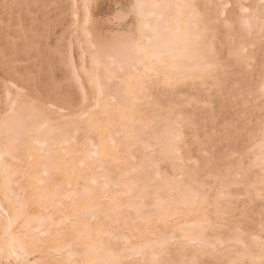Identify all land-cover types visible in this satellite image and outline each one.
<instances>
[{
	"label": "bare ground",
	"instance_id": "bare-ground-1",
	"mask_svg": "<svg viewBox=\"0 0 264 264\" xmlns=\"http://www.w3.org/2000/svg\"><path fill=\"white\" fill-rule=\"evenodd\" d=\"M91 1L83 0L81 29L91 79L99 90L92 122L100 130V145L83 142L82 149L95 167L96 178L75 189L65 179L48 184L52 149L46 133L67 130L66 123L53 122L50 111L35 128L27 127L17 113L0 122V173L9 183L6 188L0 185V264H17L18 259L22 264H167L164 261L169 258L172 264H190L183 254L169 255L173 235L163 227L174 224L183 230L184 238L212 244L206 250L214 252L216 242L206 232L211 222L206 225L201 216H208L209 203L217 204L219 194L232 184L234 195L247 194L248 202L242 203L252 210L253 219L245 229L239 225L252 238L235 236L243 243L235 258L264 264V114L252 118L258 103L243 96L245 90L255 96L262 93L264 106V0H239V14L227 15L224 25L215 20L218 8L214 12V7L199 5L204 0H132L136 38L94 34L88 26ZM227 2L222 14L230 12ZM218 65L220 69L210 73ZM203 74L202 80L210 78L208 85H215V92L204 94L201 84L194 90L190 87L187 95L178 94L181 81L184 84L188 77ZM12 87H7L8 94L18 104ZM238 90L244 91L236 94ZM29 133L44 158L40 165L34 160L27 168L40 169L45 178L37 181L45 186L31 190L28 200L11 186L6 156L22 154L20 143ZM224 140L226 145H221ZM142 142H155L157 156L180 171H162L155 160L157 177L143 176L145 155L134 149ZM64 143L69 145L64 154L54 148L55 154L76 160V141L66 138ZM119 143L122 150L112 146ZM195 143L204 145L205 152H197L193 165L184 164V155L193 153ZM247 150L252 155L245 162ZM236 152L239 155L232 159ZM22 155L28 156V150ZM138 155L141 164L135 159ZM61 168L66 171L65 165ZM78 172L85 175L81 168ZM147 197L152 198L150 207ZM32 203L36 208L28 210ZM24 214V230H19L17 218ZM230 238L218 236L217 240ZM229 251L227 245L219 255ZM53 252L66 256L55 261L49 257Z\"/></svg>",
	"mask_w": 264,
	"mask_h": 264
},
{
	"label": "rangeland",
	"instance_id": "rangeland-1",
	"mask_svg": "<svg viewBox=\"0 0 264 264\" xmlns=\"http://www.w3.org/2000/svg\"><path fill=\"white\" fill-rule=\"evenodd\" d=\"M131 1L92 0L90 5L91 18L88 26L100 38L115 34L122 36L127 34L129 38H136V21L131 9ZM224 1H228L226 7L227 12H230L227 14L221 13ZM14 3L11 5V0H0V122L9 121L11 115L17 113L22 116L27 127L35 128L38 123L43 122L46 112L50 111L53 118L56 119L53 122L66 123L67 130L55 128L46 133L52 149L49 155L51 166L48 184L54 186L62 183L65 179L71 189L85 187L90 180L96 178L97 173L95 167L91 165L90 159L83 154L82 143L90 142V144L100 145V130L92 122L94 111L97 110L98 112V107H95V104L99 90L91 79L89 52L82 43L81 25L85 19L83 0H31L30 3L24 0H14ZM199 5L205 6V8L214 7V12H217L218 8L215 20L223 22L224 25L227 15L230 14L231 17H234L235 14H239L240 3L239 0H211L208 4V0H204ZM247 49L250 50V47ZM213 67L215 68L211 67L209 70L216 69V67L220 69V65ZM216 70L212 71L215 72ZM212 71L210 73H213ZM204 75L206 74L200 75L201 78L198 76L196 78L195 75L188 77L189 80L192 79L191 83L192 81L195 83H192V86H190L188 79L183 82L184 84L182 81L181 84L179 83L182 88L175 85L178 94H186L190 87L194 90L192 87L195 85V87L200 88L201 84L205 89L204 94L215 92L216 86H210V78L208 79L209 82L202 80ZM192 77H195V80ZM199 78L201 82L206 84L201 83ZM12 85L14 86L12 87ZM184 85H187L186 89ZM8 86L13 88L11 91L17 97L18 104H13V99L8 94ZM175 86L173 87L176 90ZM173 87H171L172 90ZM239 91L241 90H238L236 94H239ZM243 96L258 103V105L253 106L252 118L264 114L262 93L255 96L245 90ZM151 98H153V94ZM237 100L240 101V97ZM247 104L245 105L247 106ZM241 106H243L242 108L245 107L244 105ZM245 109L249 110V108ZM148 131L152 132L153 129L148 128ZM4 135H2L3 139L5 138ZM66 138L76 141L78 149L76 160L69 155L62 157L60 154H55V150H53L54 148L58 149L64 154L65 147H69L68 143H64ZM20 145L21 153L24 154L28 150V156L20 154L18 157L14 155L13 158L11 156H6V158L10 162L12 173L11 186L20 197L29 200L31 190H38L45 186L42 182L37 181L45 178V175H41L40 169L30 171L27 166L34 160L40 165L42 158H44V152L39 150L36 143H31L30 133L25 136L24 142ZM221 145H226V140L221 142ZM112 146L122 150L121 143L112 144ZM192 147L193 153L185 154L183 157L184 164L193 165L196 161L193 157L197 155V152H205V146L200 143H195ZM136 148H139L145 155V160L142 161L143 171L140 170L143 176H148L151 179L157 177L155 160H158L162 171L171 174H177L180 171L179 168L173 169L170 161L157 156L155 142L149 145L142 142L134 147V149ZM251 150L249 152L247 150L243 154L245 162L251 159ZM238 155L239 153L236 152L231 155V158L233 159ZM139 157L138 155L135 159L141 164ZM110 158L108 157L105 163ZM178 160L179 158H176V161ZM61 164L65 165V172L62 171ZM79 168L85 172V175L79 174ZM2 175L0 173V185L6 188L9 183H7L6 177ZM236 176L242 177L241 174ZM220 188L221 186L218 185L217 190ZM235 192L234 184L225 187V192L219 194L218 203H209L208 216H201V220L206 225L208 220L211 222L206 232L207 237L216 242L214 252L206 250V248L211 249L212 244L199 240L190 241L184 238L183 230L180 227L169 224L163 227L168 235H173V243L169 246V255L179 258L183 254L189 260L191 259L190 264H234V262L235 264H250L247 259L235 258L237 250L243 244L235 236L243 235L246 238H252L248 232H242L239 225L245 229L247 223H253L250 216L252 210L244 207L242 203L248 202L247 194L243 193L238 197V195H234ZM32 195L33 199L38 197L37 193ZM231 202L232 206H230ZM54 203H59L57 196L54 198ZM145 203L148 207L152 206V198H145ZM35 208L36 206L32 203L28 210ZM42 210L44 211V209ZM24 221L25 214L17 218L16 225L19 230H22ZM53 231H56L55 227H53ZM218 236L224 239L231 238L227 241H218ZM134 240L136 239L134 238ZM120 242L122 241L120 240ZM181 243L187 245L182 247L180 246ZM176 244L177 246L174 247ZM227 245L230 251L226 256H220L219 254L225 250ZM37 255L40 256L41 253L37 252ZM63 256L66 254L53 252L49 255L55 261H59L58 259L62 261ZM229 256L230 259H228ZM164 262L172 264L173 260L169 258ZM17 264H22V260L18 259Z\"/></svg>",
	"mask_w": 264,
	"mask_h": 264
}]
</instances>
